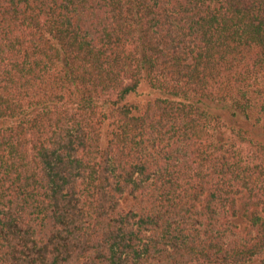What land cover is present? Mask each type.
<instances>
[{
	"label": "trees",
	"instance_id": "trees-1",
	"mask_svg": "<svg viewBox=\"0 0 264 264\" xmlns=\"http://www.w3.org/2000/svg\"><path fill=\"white\" fill-rule=\"evenodd\" d=\"M0 264H264V0H0Z\"/></svg>",
	"mask_w": 264,
	"mask_h": 264
}]
</instances>
